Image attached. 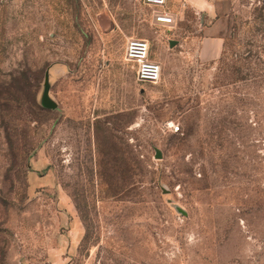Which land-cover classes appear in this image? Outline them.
<instances>
[{"label": "rangeland", "instance_id": "obj_1", "mask_svg": "<svg viewBox=\"0 0 264 264\" xmlns=\"http://www.w3.org/2000/svg\"><path fill=\"white\" fill-rule=\"evenodd\" d=\"M209 1L0 0V264H264V0Z\"/></svg>", "mask_w": 264, "mask_h": 264}, {"label": "built area", "instance_id": "obj_2", "mask_svg": "<svg viewBox=\"0 0 264 264\" xmlns=\"http://www.w3.org/2000/svg\"><path fill=\"white\" fill-rule=\"evenodd\" d=\"M151 8L152 21L156 25L173 24L174 15L169 11L168 0H143ZM125 59L132 63L139 82L157 84L162 77L161 64L151 58L148 39L130 38L125 48ZM179 127L176 128L178 130Z\"/></svg>", "mask_w": 264, "mask_h": 264}, {"label": "crops", "instance_id": "obj_3", "mask_svg": "<svg viewBox=\"0 0 264 264\" xmlns=\"http://www.w3.org/2000/svg\"><path fill=\"white\" fill-rule=\"evenodd\" d=\"M199 10L204 11L209 16L216 17L217 9L216 6L209 0H191ZM224 46V38L219 35H211L201 40L199 46V57L202 60H214L222 54Z\"/></svg>", "mask_w": 264, "mask_h": 264}, {"label": "water", "instance_id": "obj_4", "mask_svg": "<svg viewBox=\"0 0 264 264\" xmlns=\"http://www.w3.org/2000/svg\"><path fill=\"white\" fill-rule=\"evenodd\" d=\"M162 154L159 149H157V158H161Z\"/></svg>", "mask_w": 264, "mask_h": 264}]
</instances>
